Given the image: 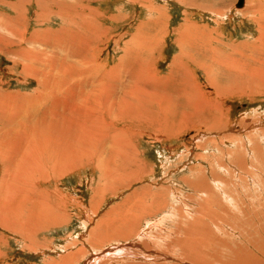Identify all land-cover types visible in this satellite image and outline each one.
<instances>
[{
  "label": "rangeland",
  "instance_id": "1",
  "mask_svg": "<svg viewBox=\"0 0 264 264\" xmlns=\"http://www.w3.org/2000/svg\"><path fill=\"white\" fill-rule=\"evenodd\" d=\"M237 1L0 0V102L7 103L13 113L17 112L19 116L9 120L3 119L4 116L0 118V142L1 135L7 132L5 130L14 132L22 122L31 127V129L24 128L30 129L31 132L28 130L26 132L31 137H36L35 134L38 136L41 131L47 129L48 131L57 129L54 132H63L66 129L64 131L66 134L63 136L68 142L70 139L73 145L68 143L72 147H63L65 149L68 147L69 153L72 148L77 152L74 157L71 155L74 165L65 175H59V172H62L60 169H57L56 175L51 174L44 160L41 163V165L45 164L44 168L38 165L44 170L39 168L41 171L36 173L38 178L36 179L38 181L40 179L39 182H34L36 192L41 193V198L36 199L44 197L42 201L45 205H51L56 215H60L56 219L58 222L37 229L36 235L34 234L36 239L33 236L32 240L27 236L23 237L24 235L18 230L11 231L10 228L0 224V264H61L62 258L67 262V256L72 253L75 254L76 264H87L93 254L88 252L97 250V247L103 249L104 253L94 264H155V256L165 252L166 243H158V250L156 248L155 253L151 255L150 252L155 246L153 238L161 240L169 236L172 243L176 237V242L178 236H181L180 231L186 228L188 219L191 220L196 214V216L200 215L201 207L204 211L207 210L205 213H209L210 210L213 213L215 211L213 220L216 222L218 218L222 219L219 221L220 227L225 231L228 230L225 235L220 234L224 243L218 254L221 260H227L230 249H234L238 243L241 244L240 242L242 244L245 242L241 239L242 236L245 240L250 239V243L253 241V244L260 237L264 244V233L260 235L257 230L258 222L261 225V217L264 216L262 210L264 181L261 182L264 179V165H262L264 164V77L262 76V79L258 75L259 72L264 71V68L262 69L264 56L260 55L264 53V47H258L260 23L257 21V14L251 13L253 7L259 4L264 13V0H245V4L239 9L235 7ZM67 6L68 9L71 7V10H67ZM65 12L67 15L64 14ZM8 22L11 25L6 26ZM13 27L17 29V34H13ZM197 27L204 33L203 35L200 33L197 35L195 30ZM144 36L149 37L148 42ZM187 38L195 40L198 38L202 42L211 41L207 52L194 53L195 63L186 56L180 55L182 40ZM139 39L144 40L141 42ZM149 41H154L152 43L156 46L155 50L148 48ZM158 41L159 44L156 45ZM183 48L184 51L190 52L188 47L183 45ZM256 48L259 50H255ZM148 49L152 51L150 54L146 52ZM140 56L144 60L142 63H137L136 60ZM48 62L58 67H53V71L50 70L55 77L49 74L47 68L42 67L45 64L50 67L51 64ZM180 62L187 65L185 67L187 71L179 75ZM25 64L32 70L26 71ZM59 68L60 74L57 77ZM39 69L40 71L44 69L45 72H36ZM42 73L51 75L50 77L47 75L52 79L46 82V85H41L45 78ZM256 75L258 77H255ZM181 78L182 80L185 78V86L187 82H191V86L188 84L185 89L184 83L180 84ZM65 90H68L70 95L65 93ZM70 91L73 93L76 91L73 98H71L73 93L71 94ZM94 92L100 95L101 99L98 95L99 102L89 98L90 95L95 94ZM112 92L116 95L115 99L124 96L125 102L118 101L116 105L108 103L107 98ZM55 96L60 103L65 102L61 103L62 107L58 102L60 106L55 105L57 117L64 115L62 117L69 119L71 115L70 120H66L64 125L60 121V126L58 124L54 126L56 123L54 122L52 128L50 123L46 128L47 124L42 121L44 125H41L40 122L45 117L42 111L46 112L51 108L53 100H56ZM33 97L35 102L41 101L46 109L39 108L35 103L33 105L34 101L29 103ZM68 97L73 99V102ZM149 99L151 100L148 101ZM162 100L163 102H158ZM94 101L98 103L99 110L95 109L97 106L94 105L93 108L91 105ZM169 103L172 104L170 108H168ZM96 116L100 120H95ZM68 121L69 126L66 127ZM70 122L76 123L72 125ZM79 122L83 125L81 126ZM83 126L87 133L81 130ZM98 127L102 133L96 136L97 131L101 132ZM88 128L90 130H87ZM67 130L69 133L66 132ZM114 133H120L119 139L127 147L119 149V152L126 151L121 152V157L114 152L112 158V151L108 145ZM89 134L93 136L90 137ZM93 138L95 143L90 141ZM99 140L102 141L103 146L100 145ZM85 142L87 149L90 143L92 144L88 150L85 149ZM55 143L56 146L51 143L55 147L52 148L53 150L50 149L55 151L54 153L52 151L49 155L44 153L46 162L48 160L47 164L51 155L56 156L55 153H58L56 151L58 144ZM123 153L131 156L135 163H124ZM57 155L58 158L61 157ZM1 156L0 154V184L5 179L4 175H8L5 161H2L4 159ZM252 164L256 166V170ZM42 171H46L47 174ZM40 172L45 177H42ZM257 174L263 179L261 177L257 179ZM205 187L210 195L202 194L201 189ZM29 199L35 200L30 197ZM203 202L211 207H207ZM258 204L262 205L258 208ZM257 211H261L263 216ZM124 215L126 217L121 218L120 221L125 219L127 223L123 225L118 222L119 228L116 230L119 234L118 238L110 242L103 241L100 237L107 229V224L116 222ZM168 215H172L171 218L174 220L168 218L159 222ZM181 215L185 218H181ZM177 217L182 219L185 225L181 224V220L178 221ZM237 217L240 219L244 217V221H240ZM127 218L130 220L128 221ZM209 218L212 219L211 216ZM190 220L189 222L192 221ZM170 221L175 222L171 224ZM158 222L160 227H154ZM227 225H233V228ZM240 226L245 230H241ZM176 228L180 231L176 232ZM136 231L138 233L135 234ZM142 231V235H139ZM171 232L173 233L168 235ZM120 233L129 236L121 238ZM236 241L240 242L236 243ZM170 242L167 244L169 245ZM246 243L244 244L247 245ZM224 248L229 251H224ZM106 249L110 250L105 251ZM253 249L252 245L248 251L258 255ZM120 252L121 256L117 254ZM124 253L127 255L125 256ZM147 255L150 259L153 257L149 263H147L150 260ZM163 262L172 264L175 259L166 262L164 259Z\"/></svg>",
  "mask_w": 264,
  "mask_h": 264
},
{
  "label": "bare ground",
  "instance_id": "2",
  "mask_svg": "<svg viewBox=\"0 0 264 264\" xmlns=\"http://www.w3.org/2000/svg\"><path fill=\"white\" fill-rule=\"evenodd\" d=\"M144 1V0H143ZM148 1V0H147ZM244 4H245V0H244ZM62 7H64V6H62ZM256 7V8H255ZM67 8V10H71V7H70V9H68V6L66 7ZM66 8H65V10H66ZM255 8V9H254ZM62 9V8H61ZM151 11H152V9L151 8H149ZM64 10V9H63ZM158 10V9H157ZM262 10H263V8H262V6H261V4H259V5H257V6H254L253 7V11L251 12V13H254V14H257V21L260 23V35L258 36V39H257V44H260V46H258V47H264V13L262 12ZM61 11V10H60ZM154 11V10H153ZM69 12V11H68ZM158 12V11H157ZM155 13H156V10H155ZM60 14V13H59ZM62 14V13H61ZM64 14H66V12L64 13ZM69 14H70V12H69ZM72 14V13H71ZM158 14H160L159 12H158ZM67 15V14H66ZM76 15V14H75ZM74 15V16H75ZM161 15V14H160ZM163 16V15H162ZM63 18H65L64 16H62ZM77 17V16H76ZM80 17V16H79ZM78 17V18H79ZM81 18V17H80ZM256 18V17H255ZM67 19V18H66ZM71 19H72V17H71ZM74 19V18H73ZM11 20V19H10ZM68 20V19H67ZM70 20V19H69ZM157 20V19H156ZM85 21V20H84ZM84 21H82V23L84 22ZM149 21V20H148ZM153 21V20H152ZM74 22V21H73ZM87 23H88V21H87ZM90 23V22H89ZM74 24V23H73ZM162 24H164V23H162ZM258 24V23H257ZM9 25H11V23L10 22H8L7 24H6V26H9ZM67 25H69L68 23H67ZM87 25H89V24H87ZM92 25V24H91ZM70 26V25H69ZM72 26V25H71ZM78 26V25H77ZM86 26V25H85ZM94 26V25H93ZM14 27H16V26H14ZM13 27V34H17L18 32H17V29H15ZM66 27V26H65ZM79 27V26H78ZM162 27V26H161ZM192 27V26H191ZM12 28V27H11ZM90 28H92V27H90ZM150 28H151V25H150ZM85 29V28H84ZM198 27L197 28H195V30H196V33H197V35H199L198 33H200L201 35H203L204 33H202V31H201V29H198ZM67 31H68V29H66ZM195 30H194V32H195ZM95 31V30H94ZM21 32V31H20ZM181 32V31H180ZM61 33V32H60ZM73 33V32H72ZM89 33H91V32H89ZM147 33V32H146ZM149 33V32H148ZM157 33V32H156ZM160 33V32H159ZM193 34V33H192ZM147 35H149V34H147ZM195 35V34H194ZM66 36H67V34H66ZM72 36V35H71ZM150 36L152 37V33H150ZM155 36V35H154ZM163 36V35H162ZM193 36V35H192ZM75 37H77V36H75ZM196 37V36H195ZM74 38V37H73ZM144 38L146 39V41L148 42V40H147V38H149L148 36H147V38L144 36ZM155 38V37H154ZM157 38V37H156ZM158 39V38H157ZM183 39V38H182ZM188 39V40H187ZM186 40H182V45H181V53H180V55H182V56H186L190 61H192V62H194V59H195V54L194 53H204V52H207V50H208V47H209V45H210V43H211V41L210 40H205L204 42H202V41H200V40H198V38H196V40L195 39H189V38H187ZM39 40V39H38ZM71 40V39H70ZM139 40H141V39H139ZM142 40H144V39H142ZM142 40H141V42H142ZM150 40V39H149ZM34 41V40H33ZM47 41V40H46ZM154 41H156V39L154 40ZM154 41H149V43H148V48L150 49V50H155L156 48V46H154ZM34 42H36V41H34ZM40 42V41H39ZM136 42V41H135ZM139 42V41H138ZM153 42V43H152ZM38 43V42H37ZM140 43V42H139ZM159 44V41L157 42V44L156 45H158ZM255 44V43H254ZM257 44H255V45H257ZM141 45V44H140ZM186 46V47H188L189 49H190V52L188 53L187 51H184L185 49L183 48L182 49V46ZM147 46V45H146ZM135 47V46H134ZM137 48V47H136ZM135 48V49H136ZM147 50L146 52H147V54H150L151 52H150V50ZM201 49V50H200ZM30 50V49H29ZM255 50H259V49H255ZM261 50H263V48L261 49ZM263 52H264V50H263ZM137 53V52H136ZM262 53V52H261ZM71 54H73V53H71ZM77 54V53H76ZM139 54V53H138ZM212 54V53H211ZM66 55V54H65ZM68 55H70V54H68ZM260 55H263L264 56V53L263 54H260ZM72 56V55H71ZM182 56H179V57H182ZM212 56H213V54H212ZM259 56V55H258ZM51 57H53V56H50V58ZM82 57V56H81ZM143 57V56H142ZM242 57V56H241ZM29 58V57H28ZM33 58H34V56H33ZM42 58V57H41ZM56 58V57H55ZM54 58V60H56ZM72 58V57H71ZM183 58V57H182ZM185 58V57H184ZM250 58V57H249ZM261 58V57H260ZM44 59V58H43ZM214 59V58H213ZM252 59V58H251ZM42 60V59H41ZM45 60V59H44ZM47 60V59H46ZM52 60V59H51ZM60 60H62V59H60ZM85 60V59H84ZM143 60L144 59H142L141 58V56H140V58L138 57V59L136 60V62L137 63H139V62H143ZM179 60V59H178ZM217 60V59H216ZM257 60H258V58H257ZM262 60H264V59H262ZM32 61V60H31ZM49 61V60H48ZM73 61H75V60H73ZM196 61V60H195ZM222 61V60H221ZM34 62H36V60L34 61ZM52 62H55V61H52ZM56 62H57V60H56ZM59 62V61H58ZM66 62V61H65ZM235 62V61H234ZM246 62V61H245ZM49 63V62H48ZM67 63V62H66ZM78 63H80V62H78ZM178 63V62H177ZM195 63V62H194ZM222 63V62H221ZM41 64V63H40ZM49 64H51V66L49 67V65H47V64H45V66H42V67H44V68H47L48 69V71H49V74H51L50 73V70H52L53 71V67H54V64L53 63H49ZM87 64V63H86ZM188 64V63H187ZM204 64V63H203ZM234 64V63H233ZM56 65H58V64H56ZM55 65V66H56ZM61 65V64H60ZM59 65V66H60ZM226 65V64H225ZM228 65V64H227ZM263 65V67H262V69L264 68V64H262ZM261 65V66H262ZM47 66V67H46ZM91 66V65H90ZM179 66V65H178ZM187 65L185 64L184 65V63H182V62H180V71H179V75L180 74H185V72L187 71L186 70V67ZM36 67H38L37 65H36ZM138 67H140V66H138ZM174 67V66H173ZM176 67H177V64H176ZM207 67V66H206ZM209 67V66H208ZM222 67V66H221ZM234 67V66H233ZM232 67V68H233ZM242 67V66H241ZM54 68H58V67H54ZM61 68H63V67H61ZM141 68V67H140ZM203 68V67H202ZM228 68H229V66H228ZM24 69L26 70V71H29V70H32V68L31 67H29V66H27L26 64L24 65ZM174 69V68H173ZM237 69V68H236ZM261 69V68H260ZM139 70H141V69H138V71ZM240 70V69H239ZM55 72L57 71L56 69L54 70ZM254 71V70H253ZM260 71V70H259ZM259 71H255L256 73L257 72H259ZM262 71V70H261ZM30 72H32V71H30ZM36 72H45V70L44 69H42L41 71H40V69H39V71H36ZM206 72V71H205ZM46 73H47V71H46ZM150 73V72H149ZM173 73V72H172ZM39 74H41V73H39ZM42 74H44L43 76L45 77L44 78V80H43V84H41V85H46V82L48 83V81L49 80H51L50 78H48L47 77V75H49V74H45V73H42ZM60 74V68H59V71H58V73H56V76L57 75H59ZM186 74H188V73H186ZM208 74V73H207ZM52 75V74H51ZM51 75H49V77L51 76ZM77 75V74H76ZM144 75H145V73H144ZM175 75H177L178 76V74H175ZM174 75V76H175ZM258 75H260L261 76V78L263 79V77H264V71L263 72H259V74ZM52 76H54L55 77V75H52ZM186 76V75H185ZM259 76V77H260ZM263 76V77H262ZM58 77V76H57ZM182 77V76H181ZM255 77H258L257 75L255 76ZM79 78V77H78ZM81 78V77H80ZM260 78V79H261ZM179 79V78H178ZM54 80V79H53ZM58 80V79H57ZM60 80V79H59ZM264 80V79H263ZM175 81V80H174ZM181 83L180 84H182V83H184V86H185V78L182 80V78H181ZM147 82V81H146ZM178 82H179V80H178ZM59 83H61V82H59ZM191 82H187V84H186V86L189 84L190 86H191V84H190ZM63 84L64 83H62L61 85L63 86ZM188 85V86H189ZM193 85V84H192ZM264 85V84H263ZM48 86V85H47ZM55 86H57L58 87V85H56L55 84ZM186 86H185V89H186ZM60 87V86H59ZM47 88V87H46ZM49 88V87H48ZM63 88H64V86H63ZM50 89V88H49ZM91 89V88H90ZM95 89H97V88H95ZM107 89V88H106ZM183 90H184V88H183ZM72 91H74V90H72ZM72 91H70V93L72 92ZM77 91H78V88H77ZM96 91V90H95ZM52 92V91H51ZM58 92V91H57ZM76 92V91H75ZM74 92V93H75ZM78 92H80V91H78ZM88 92V91H87ZM130 92V91H129ZM49 93H50V91H49ZM63 93V92H62ZM65 93H67L68 95H70L69 94V91L68 90H65ZM73 93V92H72ZM71 93V94H72ZM74 93H73V95L71 96V98H73V96H74ZM93 93V92H92ZM95 93V92H94ZM131 93V92H130ZM184 93V92H183ZM42 94V93H41ZM56 94V93H55ZM104 94H106V93H104ZM103 94V95H104ZM132 94V93H131ZM63 95V94H62ZM83 95V94H82ZM98 95L99 94H97V93H95V94H93V95H90V97L89 98H93L95 101H98L99 102V100H98ZM109 95V94H108ZM126 95V94H125ZM200 95V94H199ZM41 95H39V97H40ZM49 96V95H48ZM89 95H87V97H88ZM129 96V95H128ZM150 96H151V94H150ZM149 96V98H151ZM60 97V96H59ZM64 97V96H63ZM77 97V96H76ZM80 97V96H79ZM114 97H116V95H115V93L114 92H112L111 93V95L110 96H108V98L106 97V95H105V98H107L108 99V103H110L111 105H116L117 104V102L118 101H121V102H125V100H126V98H124V96H120L118 99H115ZM130 97V96H129ZM134 97V96H133ZM148 97V96H147ZM36 98V97H35ZM61 98H62V96H61ZM65 98V97H64ZM69 99H71L70 97H68ZM104 98V99H105ZM142 98V97H141ZM177 98V97H176ZM191 98V97H190ZM38 99H40V98H38ZM37 99V100H38ZM55 99L56 100H53V102H52V106H51V108L50 109H48L46 112L45 111H42V113L44 112V115L43 116H45V117H43L41 120H40V122L42 123L41 125H44V124H47V125H45L46 126V128L47 127H49V124L51 123V125H50V127L53 125V123L54 122H56L55 124H54V126H56L57 124L60 126V124H59V122L61 121L62 123H63V125H64V123L66 122V120H70V116H69V119L68 118H65V117H62V116H64V115H60V113H59V115L61 116V117H57L58 116V113L55 111V105L56 104H58V103H60L59 101H58V97H56L55 96ZM99 99H101L100 98V95H99ZM59 100H61V101H64V100H62V99H60L59 98ZM72 100V102H73V99H71ZM151 99H149L148 101H150ZM166 100V99H165ZM164 100V101H165ZM32 101H34V97L33 98H31L30 100H29V103L30 102H32ZM45 101V100H44ZM75 101V100H74ZM91 101V100H90ZM94 101V103L93 104H91L92 106H93V108H95L94 107V105L95 106H97L98 105V103L97 102H95ZM168 101V100H167ZM171 101V100H170ZM190 101H191V99H190ZM195 101V100H194ZM58 102V103H57ZM71 102V103H72ZM103 102H105L104 100H103ZM158 102H163V100L162 101H158ZM169 102V101H168ZM34 103L35 104H37L36 106H39V108H44L43 110H45L46 109V107H45V105L43 104V103H41V101H40V103L39 102H32V104L34 105ZM61 103H63V102H61ZM61 103H60V105H61ZM65 103V102H64ZM63 103V104H64ZM68 103V102H67ZM46 104V103H45ZM78 104V103H77ZM80 104H82V103H80ZM84 104V103H83ZM103 104H105V103H103ZM155 104V103H154ZM160 104H163V103H160ZM59 105V104H58ZM58 105H57V107H58ZM59 105V106H60ZM76 105V104H75ZM75 105H74V107H75ZM91 105H90V107H91ZM102 105V104H101ZM100 105V106H101ZM109 105V104H108ZM172 104H170L169 103V106H168V108H170V106H171ZM63 106H65V105H63ZM69 106H71V105H69ZM78 106V105H77ZM80 106V105H79ZM104 106V105H103ZM102 106V107H103ZM161 106V105H160ZM196 106V105H195ZM60 107H62V105L60 106ZM67 107V106H66ZM38 108V109H39ZM82 108H84V107H82ZM92 108V109H93ZM101 108V107H100ZM33 109V108H32ZM59 109V108H58ZM95 109H98V106H97V108H95ZM60 110V109H59ZM70 110H72V109H70ZM75 110H76V108H75ZM99 110V109H98ZM97 111V110H96ZM40 112V111H39ZM25 114H26V112H25ZM37 114V113H36ZM86 114V113H85ZM90 114V113H89ZM88 114V115H89ZM96 114H98V113H96ZM92 115H94V114H92ZM2 116H4V118L3 119H6V120H9V119H11L12 117H14V116H18V113L17 112H15V113H13V111L11 110V108L9 107V105L6 103V104H2L1 102H0V118H2ZM74 116V115H73ZM98 116V115H97ZM97 116H96V118H95V120L97 119ZM103 116V115H102ZM19 117V116H18ZM66 117H67V115H66ZM86 117V116H85ZM88 117V116H87ZM38 118V117H37ZM77 118H79V117H77ZM71 119H72V117H71ZM99 119V118H98ZM97 119V120H98ZM46 120H48V121H46ZM80 120V119H79ZM78 120V121H79ZM83 120H85V119H83ZM87 120H88V118H87ZM100 120V119H99ZM44 122V124H43V122ZM47 123H46V122ZM72 121H77V120H72ZM103 122H104V120H102ZM6 122V121H5ZM20 122V121H19ZM58 122V123H57ZM87 122V121H86ZM89 122V121H88ZM93 122V121H92ZM14 123V122H13ZM21 124L15 129V131L14 132H12V130H5V131H7V132H5L3 135H1V139H2V141L0 142V154L2 155L1 157L4 159V160H2L3 162L5 161V166H6V169H7V174L8 175H4L5 176V179H3V181L1 182V184H0V224L1 225H3L5 228H10L11 229V231H12V229H16V230H18L19 231V233H22V234H20V235H22L23 237H26L27 236V238L29 237L31 240L32 239H34L33 238V236H34V234H35V231H37V229H39L40 227L42 228V226H46V225H50V223H56V222H58V221H56V219H57V216L58 215H56V213H55V211H54V209H53V207L51 206V205H48V206H46L45 205V202L44 201H42V200H44L43 198L42 199H36V198H41V193H38L37 194V188H36V184L34 183V182H39L40 181V179H39V181L37 180L38 178L36 177V173H39V170L40 169H42V170H44L43 168V166L46 164V168L49 170V171H51V174L53 173V174H55L56 175V171H57V169H60V171H62V172H59V175L60 174H63V175H65V173L67 174V172H68V170L70 169H72L73 168V165H74V160L72 159V156L71 155H73V157L76 155V151H73L74 150V148H72V149H70L71 150V153H69V151L67 150L68 149V147L70 146V144L71 145H73L71 142H70V139H69V142L67 141V139H65V134L66 133H64V131L66 130L65 128L67 127V126H69V121H68V125H67V123H66V127L64 128L65 130L63 131V132H54V131H56L57 129H55V128H53V129H55V130H50V131H48L49 129H47V130H43V131H41V133L37 136L35 133V136L36 137H31V136H29L28 134H27V132H26V130H28V131H30V129H31V127H29L28 125L26 126L25 124H23L22 122H20ZM62 123H61V125H62ZM73 123H76V122H73ZM73 123H71L70 122V124H72L73 125ZM78 123V122H77ZM80 123V122H79ZM106 123V122H105ZM6 124V123H5ZM7 124H8V122H7ZM85 124V123H84ZM94 124V123H93ZM92 124V125H93ZM100 124V123H99ZM76 125V124H75ZM77 125H79V124H77ZM80 125H81V123H80ZM83 125V124H82ZM81 125V126H82ZM92 125H91V127H92ZM95 125V124H94ZM93 125V126H94ZM97 125V124H96ZM254 125V124H253ZM44 126V127H45ZM89 126V125H88ZM99 126V125H98ZM108 126V125H107ZM25 127H29L30 129H24ZM40 128H41V126H39ZM63 127V126H62ZM77 127V126H76ZM85 127H86V124H85ZM11 128V127H10ZM33 128H34V126H33ZM52 128V127H51ZM58 128V127H57ZM70 128V127H69ZM72 129L74 128V127H71ZM78 128V127H77ZM99 128V127H98ZM100 128H101V125H100ZM99 128V129H100ZM35 129H36V127H35ZM59 129V128H58ZM61 129V128H60ZM71 129V130H72ZM83 129H84V126H83ZM81 129L83 132H86V130L84 129ZM95 129H97V127L95 128ZM105 130H106V128H104ZM104 129H102V130H104ZM107 129H109V128H107ZM70 130V129H69ZM77 130V129H76ZM87 130H90L89 128L87 129ZM40 131V130H39ZM46 131H48V132H46ZM62 131V130H61ZM91 131H92V129H91ZM96 131V130H95ZM100 131H101V129H100ZM108 131V130H107ZM111 131V130H110ZM31 132V131H30ZM34 132V131H33ZM32 132V133H33ZM38 132V131H37ZM66 132H68V130L66 131ZM70 132H72V131H70ZM77 133H78V131H76ZM81 132V131H80ZM90 132V131H89ZM92 132H94V130L92 131ZM91 132V133H92ZM3 133V132H2ZM46 133V134H45ZM64 133V134H63ZM69 133V132H68ZM87 133V132H86ZM101 134L102 133V131L101 132H98L97 131V133H96V136H97V134ZM104 134H105V132H103ZM107 133V132H106ZM108 134H109V132H108ZM33 135V134H32ZM64 135V136H63ZM81 135V134H80ZM79 135V136H80ZM90 135V134H89ZM103 135V134H102ZM105 135H107V134H105ZM104 135V136H105ZM124 135V134H123ZM34 136V135H33ZM72 136H73V134H72ZM93 136V135H92ZM91 135H90V137H92ZM104 136H102V138H104ZM68 137V136H67ZM82 137V136H81ZM85 137V136H84ZM108 136H106V138H107ZM119 137H121L120 136V133H117V134H113V136L111 137V139H110V141H109V145L108 146H110V149H111V157L113 158V156H114V152L119 156V157H121V152L122 151H124V150H122L121 152H119V149H121V148H125V147H127L126 145H123V141H121L120 139H119ZM73 138H75V136H73ZM79 138V137H78ZM87 138V137H86ZM96 138H98V137H96ZM250 138V137H249ZM80 139V138H79ZM82 139H85V138H83L82 137ZM76 141H77V139H75ZM86 140V139H85ZM255 140V139H254ZM90 141L91 142H94V138L91 140L90 139ZM96 141V140H95ZM98 141V140H97ZM55 142H57V144H58V146H57V148L58 149H56V151H58V153L56 152L55 154H56V156L54 155H51V159L49 160V163L47 164V162H48V160H47V162H46V160H45V156H44V153L46 154H48L49 155V152H51L53 149L52 148H54L56 145V143ZM78 142H80L79 140H78ZM78 142H76V143H78ZM84 142V141H83ZM89 142V141H88ZM99 142H100V140H99ZM102 142V141H101ZM100 142V143H101ZM51 143H53L55 146H52L51 145ZM62 143H64V145H62L61 146V144ZM68 143H70L69 145H68ZM86 143V142H85ZM95 143V142H94ZM254 143V142H253ZM81 144V143H80ZM252 144V143H251ZM75 145V144H74ZM77 145V144H76ZM100 145H104L103 143H101ZM65 146H68L66 149L64 148ZM86 148L85 149H87V143H86ZM90 146H92V144L90 143ZM90 146H89V148H90ZM94 146V145H93ZM96 146H97V143H96ZM240 147H241V144L239 145ZM70 147H72V146H70ZM69 147V148H70ZM77 148H79V146H76ZM83 147V146H82ZM99 147V146H98ZM80 148H81V146H80ZM84 148V147H83ZM88 148V149H89ZM93 148V147H92ZM238 148V147H237ZM50 149H52L51 151H50ZM76 149V148H75ZM87 149V150H88ZM96 149V148H95ZM95 149H94V151H95ZM116 149H118L117 151H116ZM55 150V149H54ZM98 150V149H97ZM66 151L69 153V155H68V153H66ZM90 151H91V149H90ZM242 151V150H241ZM55 152V151H54ZM53 151H52V153H54ZM76 152V153H75ZM124 152H126V151H124ZM245 152V151H244ZM94 153V152H93ZM99 153V152H98ZM254 153H256V152H254ZM57 154H59V157L60 158H58L57 156ZM81 154V153H80ZM124 154V155H123ZM122 154V158H123V162L124 163H128V162H133V163H135L134 162V160L131 158V156H129V155H125V153H123ZM238 154V153H237ZM257 154V153H256ZM96 155H97V153H96ZM231 155V154H230ZM244 155V154H243ZM91 156H92V154H91ZM104 156V155H103ZM234 156V155H233ZM241 156V155H240ZM245 156V155H244ZM62 158V160H60ZM78 158H79V156H78ZM233 158V157H232ZM98 159V158H97ZM259 159V158H258ZM261 159V158H260ZM43 160H44V165H41V163L43 162ZM101 160V159H100ZM257 160V159H256ZM83 161V160H82ZM101 161H103V160H101ZM115 161V160H114ZM253 161V160H252ZM251 161V162H252ZM61 162V163H60ZM100 162V161H99ZM242 162L244 163V161L242 160ZM254 162V161H253ZM262 162V161H261ZM250 163V162H249ZM102 164V163H101ZM113 164H114V162H113ZM251 164V163H250ZM261 164V163H260ZM38 165H41L42 167L40 168V166H38ZM48 165V166H47ZM138 165V164H137ZM240 165H243V164H240ZM247 165V164H246ZM245 165V166H246ZM253 165V164H252ZM251 165V166H252ZM262 165H264V164H262ZM58 166H60L61 168H58ZM136 166V165H135ZM72 167V168H71ZM109 167V166H108ZM107 167V168H108ZM252 167H254V169H255V165H253ZM259 167H261V166H259ZM40 168V169H39ZM246 169H247V167H245ZM262 168V167H261ZM244 169V168H243ZM242 169V170H243ZM248 170H250V169H248ZM256 170V169H255ZM6 171V170H5ZM41 171V170H40ZM101 171V170H100ZM42 172H44V173H46L47 174V172L46 171H42ZM42 172H40V174H41V176L42 177H45L44 176V174L42 173ZM233 172V171H232ZM251 172V171H250ZM6 173V172H5ZM49 173V172H48ZM231 173V172H230ZM253 173H256V172H253ZM58 174V173H57ZM250 174H252V173H250ZM254 175V174H253ZM258 176H257V179L259 178V177H261V179H263V177L262 176H259V174H257ZM231 176V175H230ZM60 177V176H59ZM61 177H62V175H61ZM232 177H234V176H232ZM231 177V178H232ZM247 177V176H246ZM37 178V179H36ZM48 178V177H47ZM248 178V177H247ZM41 179H43V178H41ZM252 179V178H251ZM261 179H259V180H261ZM28 180H30V182H28L27 183V181ZM43 180H45V178L43 179ZM232 180V179H231ZM235 180V179H234ZM245 180V179H244ZM256 180V179H255ZM25 181V182H24ZM47 181V180H46ZM264 181V179L263 180H261V182H263ZM229 182V181H228ZM236 182V181H235ZM243 182V181H242ZM252 182V181H251ZM253 182H255V181H253ZM259 182V181H258ZM232 183V182H231ZM256 183V182H255ZM215 184H216V181H215ZM246 184V183H245ZM250 184V183H249ZM252 184V183H251ZM254 184V183H253ZM261 184V183H260ZM32 185H34V186H32ZM222 185H223V183H222ZM227 185V184H226ZM255 185V184H254ZM229 186V185H228ZM230 187V186H229ZM244 187H245V185H244ZM247 187V186H246ZM250 187H251V185H250ZM254 187H256V186H254ZM223 188V187H222ZM199 189H201V188H199ZM225 189V188H224ZM246 189V188H245ZM254 190H256V189H254ZM201 191H202V194L204 193V194H206V193H208L207 192V187H205V188H202L201 189ZM210 191V190H209ZM221 191V190H220ZM248 192H249V189L247 190ZM246 191V192H247ZM229 192V191H228ZM254 192V191H253ZM223 193H224V191H223ZM46 194H47V192H46ZM245 194V193H244ZM248 194V193H247ZM250 195H252V194H256V193H249ZM206 195H210L209 193L208 194H206ZM216 195H219L218 193H216ZM235 195V194H234ZM241 195V194H240ZM205 196V195H204ZM242 196V195H241ZM257 196V195H256ZM255 196V197H256ZM29 197L32 199H35V200H30L29 199ZM245 197H247V196H245ZM252 197V196H251ZM254 197V196H253ZM260 197V196H259ZM238 198V197H237ZM242 198V197H241ZM213 199H215V198H213ZM233 199V198H232ZM235 199V198H234ZM245 199V198H244ZM262 199V198H261ZM212 200V199H211ZM210 200V201H211ZM227 200V199H226ZM231 200V199H230ZM46 201V200H45ZM144 201V200H143ZM210 201H208V202H210ZM222 201V200H221ZM239 201V200H238ZM240 201H242V200H240ZM205 202V201H204ZM203 202V204L204 205H206L205 203ZM214 202V201H213ZM212 202V203H213ZM220 202V201H219ZM246 202V201H245ZM263 202H264V197H263ZM262 202V203H263ZM225 203H227L226 201H225ZM238 203V202H237ZM244 202H242V204H243ZM256 203H258V202H256ZM255 203V204H256ZM47 204V203H46ZM202 204V205H203ZM229 204V203H228ZM241 204V205H242ZM248 204H250V203H248ZM254 204V205H255ZM217 205V204H216ZM224 205V204H223ZM253 205V206H254ZM259 205H262V204H258V208H259ZM207 206V205H206ZM214 206H215V204H214ZM213 206V207H214ZM255 206V207H256ZM164 207V206H163ZM207 207H211V206H207ZM227 207V206H226ZM244 207V206H243ZM251 207V206H250ZM254 207V208H255ZM223 208H224V206H223ZM230 208V207H229ZM233 208V207H232ZM248 208H249V206H248ZM252 208V207H251ZM253 208V209H254ZM258 208H256V209H258ZM263 208V207H262ZM61 209V208H60ZM239 209H240V207H239ZM256 209L254 210V211H256ZM187 210V209H186ZM240 210H242V209H240ZM250 210V209H249ZM262 210H264V208L262 209ZM207 211V210H206ZM206 211H204V209L201 207V210H200V215L199 216H196V215H194L193 217H195V219L192 217H190L191 218V220L190 219H188V221L186 222L187 223V225H186V228L184 229V227L182 228V229H184L183 231H180L179 229H177V231L176 232H178V231H180V232H182V233H180L181 234V236H178L179 238H177L176 239V242H175V238H174V241H172V243L170 242V238L171 237H169V236H165L164 238H162L161 240L160 239H157V238H153V242L155 243V246H154V244H153V246H154V250H151V252H150V254L151 255H153L154 253H155V250H156V248H157V244L158 243H160V242H164V243H166V247L164 248V250H165V252H163V253H161V255L160 256H155V258L154 259H156L155 260V264H166V263H164L163 262V260L165 259V262L166 261H169V260H174L175 259V262L174 263H172V264H264V244L261 242V239H260V237L258 238V240H255V244H253V241H252V243H250L251 241H249L250 239H248V237H245L246 239H248V240H245V239H243L244 237L242 236V240H244L245 242H247L246 244L247 245H245L244 243L242 244V242H240V241H236V243L237 242H240L241 244H237L236 245V247L234 248V249H230V252L228 253V257H227V260H221L220 259V257H219V249L221 248V247H224V245H222V244H224L223 243V236H222V238H221V236H220V234L222 233V234H224L225 235V233L227 232L228 233V230L227 231H225V229H223V228H221L220 227V223H219V221H221L222 219H220V218H218V220L215 222V220H213V219H215V218H212V216H215L214 215V213H216L215 211H214V213L211 211H209V213L207 214V213H205ZM229 211V210H228ZM247 211H248V209H247ZM252 212V210H251V212L252 213H254L255 214V212ZM222 212V211H221ZM258 212V211H257ZM259 212H261V211H259ZM259 212H258V214H259ZM180 213V212H179ZM212 213V214H211ZM130 214V213H129ZM182 214V213H181ZM184 214V213H183ZM199 214V213H198ZM224 214V213H223ZM232 214V213H231ZM234 214V213H233ZM261 214H262V212H261ZM173 215V214H172ZM172 215H168V216H165V217H163V218H161L160 219V221L159 222H163L164 220H166V219H170L171 217H173ZM227 215V214H226ZM256 215V214H255ZM60 216V215H59ZM58 216V217H59ZM182 216V215H181ZM189 216V215H188ZM211 216V218L212 219H210L209 217ZM228 216H229V214H228ZM239 216V215H238ZM242 216H244V215H242ZM259 216V215H258ZM262 216H263V214H262ZM126 217V215H124V217L122 216V217H120L116 222H110V223H108L107 224V229H105V232H104V234L100 237V238H102V240L103 241H107V242H110V241H113V240H115V239H117L118 238V236H119V234H117L118 232L116 231L118 228H119V223L118 222H120V224H125V223H127V221L124 219V220H122V221H120V219L121 218H125ZM184 216H182L181 218H183ZM222 217V216H221ZM236 217V216H235ZM253 217H256V216H253ZM261 217V216H260ZM175 218V217H174ZM178 218V221H180L181 220V224H184V223H182V219H180L179 217H177ZM176 218V219H177ZM185 218V217H184ZM223 218V217H222ZM238 218V217H237ZM243 218L244 217H242V219H240V218H238L240 221L241 220H243ZM251 218V217H250ZM262 218V220L264 221V216L263 217H261ZM130 219H131V217H130ZM129 219V220H130ZM172 219V218H171ZM180 219V220H179ZM194 219V220H193ZM247 219V218H246ZM255 220H256V218H254ZM253 219V220H254ZM127 220H128V218H127ZM128 220V221H129ZM172 220H174V219H172ZM171 220V221H172ZM187 220V219H186ZM186 220H184V222L186 221ZM189 220L191 221V222H189ZM252 220V221H253ZM261 220V225H259V222L258 221H256V222H258V231L261 233L260 235H262L263 233H264V223H263V221ZM170 221V223L172 224V223H174L175 221H177V220H175V221H173V222H171ZM244 221V220H243ZM247 221V220H246ZM260 221V220H259ZM159 222L156 224V225H154V227H160L158 224H159ZM225 222V221H224ZM230 222V221H229ZM177 223V222H176ZM179 223V222H178ZM223 223V222H222ZM238 223V222H237ZM155 224V223H154ZM180 224V223H179ZM225 224V223H224ZM230 224H232V223H230ZM236 224V222L234 223V225ZM239 224V223H238ZM247 224H248V221H247ZM126 225V224H125ZM185 225V224H184ZM239 225H242V223L241 224H239ZM253 225V224H252ZM98 226V225H97ZM96 226V227H97ZM180 226V225H179ZM227 226H230V227H232L233 228V225L231 226V225H227ZM237 226V225H236ZM236 226H234V227H236ZM246 226H248V225H246ZM250 226V225H249ZM257 226V225H256ZM255 226V227H256ZM147 228H148V225L146 226ZM181 227V226H180ZM230 227H228V228H230ZM45 228V227H44ZM179 228V227H178ZM252 228V227H251ZM254 228V227H253ZM98 229V228H97ZM181 229V228H180ZM240 229H241V226H240ZM244 230H245V228H243ZM243 229H241V230H243ZM249 229V228H248ZM255 229V228H254ZM40 230V229H39ZM91 230H93V229H91ZM235 230H236V228H235ZM240 230V231H241ZM246 230H247V228H246ZM43 231V230H42ZM234 231V230H233ZM232 231V232H233ZM249 231H250V229H249ZM94 232H95V230H94ZM149 232V231H148ZM248 232V231H247ZM252 232V231H251ZM250 232V233H251ZM40 233V232H39ZM136 233H138L137 231L135 232V234ZM142 233H143V231L142 232H140L139 233V235L141 234L142 235ZM173 232H171V233H169L168 235H171ZM233 233H235V232H233ZM241 233H242V231H241ZM122 234H124V233H120V236H121V238H128V234L127 235H122ZM131 234V233H130ZM243 234V233H242ZM248 234V233H247ZM36 235V234H35ZM164 235V234H163ZM231 235V234H230ZM234 235V234H233ZM239 235H240V232H239ZM248 235H250V234H248ZM117 236V237H116ZM143 236H145V235H143ZM228 236V235H227ZM227 236H226V238H227ZM232 236V235H231ZM237 236H238V234H237ZM246 236V235H245ZM253 236V235H252ZM35 237V239H36V236H34ZM146 237V236H145ZM173 237H174V235H173ZM233 237V236H232ZM232 237H231V239H232ZM239 237V236H238ZM28 238V239H29ZM94 238V237H93ZM142 238V237H141ZM225 238V237H224ZM236 238V237H235ZM253 238V237H252ZM227 239H229V237L227 238ZM239 239V238H238ZM260 239V240H259ZM26 240V239H25ZM98 240V239H97ZM147 240V239H146ZM240 240V239H239ZM252 240V239H251ZM29 241V240H28ZM131 241V240H130ZM231 241H233V240H231ZM262 241H263V239H262ZM90 242V241H89ZM129 242V241H128ZM168 242H170L169 243V245L167 244ZM229 242V241H228ZM30 243V242H29ZM34 243V242H33ZM116 243V242H115ZM149 243V242H148ZM164 243H162L163 245H164ZM231 243V242H230ZM251 244L250 245V247L253 245V247H254V249L253 250H256L255 252H257L258 253V255H254L253 253H251V252H249L248 251V249L250 248H248L247 246H248V244ZM119 244H121V243H119ZM134 244V243H133ZM152 244H150V245H152ZM117 245V244H116ZM141 245H143V243H141ZM146 245H148V244H146ZM145 245V246H146ZM235 245V244H234ZM30 246V245H29ZM103 246H105V245H103ZM122 246V245H121ZM109 247V246H108ZM107 247V248H108ZM148 247V246H147ZM32 248V247H31ZM114 248V247H113ZM227 248H228V246H227ZM248 248V249H247ZM119 249V248H118ZM153 249V248H152ZM225 249V248H224ZM93 250H95V249H93ZM110 249H106L105 251H109ZM122 250V249H121ZM157 250H158V248H157ZM222 250V252H223V249H221ZM160 252H161V249L159 250ZM224 251H229V250H224ZM122 252V251H121ZM121 252L120 253H117L118 255H120L121 256ZM88 253H93L92 254V257H91V260L90 261H88V263L87 264H94V262L96 261V260H98V258H100L101 257V255L104 253L103 252V249H101V248H99V247H97V250H95V251H90V252H88ZM94 253H99V254H95L94 255ZM107 253V252H106ZM123 253V252H122ZM127 253V252H126ZM126 253H124V255L126 254ZM149 253V252H148ZM147 253V254H148ZM157 253V252H156ZM89 254V255H90ZM150 254H149V256H150ZM175 254V255H174ZM127 255V254H126ZM125 255V256H126ZM107 256V255H106ZM112 256V255H111ZM123 256V255H122ZM148 256V255H147ZM148 256V258L150 259V257ZM68 257V260H67V262H65L64 261V258H62V260H61V264H69V262L71 261V260H73V261H71V263L70 264H76L75 263V254L74 253H72V254H70V255H68L67 256ZM124 257V256H123ZM113 258V257H112ZM138 258V257H137ZM144 258H145V256H144ZM147 258V259H148ZM153 258V257H152ZM151 258V259H152ZM224 258H226V257H224ZM223 258V259H224ZM93 259V260H92ZM134 259V258H133ZM139 259V258H138ZM151 259L149 260V261H147V263H149V262H151ZM88 260V259H87ZM157 261H160V263H157ZM171 262V261H170Z\"/></svg>",
  "mask_w": 264,
  "mask_h": 264
},
{
  "label": "water",
  "instance_id": "3",
  "mask_svg": "<svg viewBox=\"0 0 264 264\" xmlns=\"http://www.w3.org/2000/svg\"><path fill=\"white\" fill-rule=\"evenodd\" d=\"M243 5H244V0H238L235 7L239 9V8H242Z\"/></svg>",
  "mask_w": 264,
  "mask_h": 264
}]
</instances>
